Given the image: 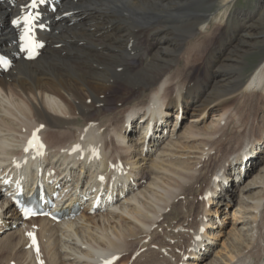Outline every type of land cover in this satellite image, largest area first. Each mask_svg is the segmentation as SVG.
Returning <instances> with one entry per match:
<instances>
[{
    "label": "bare ground",
    "instance_id": "6f19581e",
    "mask_svg": "<svg viewBox=\"0 0 264 264\" xmlns=\"http://www.w3.org/2000/svg\"><path fill=\"white\" fill-rule=\"evenodd\" d=\"M90 1L40 3L30 33L40 55L29 60L27 25L12 21L33 9L31 0H0V54L13 60L8 72L0 69V255L16 264H103L128 255L137 256L128 264H199L206 255L207 264H264L254 249L264 237V181H248L255 167L264 171V120L256 122L264 55L243 72L246 53L264 51L262 0L249 9L238 0ZM235 101L243 111L223 120ZM99 105L120 108L107 117ZM212 111L214 125L200 129ZM245 111L253 118L243 120ZM186 116L193 124L179 134ZM35 132L42 152L29 146ZM192 160L214 161L211 177L194 178ZM31 177L68 197L66 206L85 190L90 200L71 220H23L7 205L5 185ZM182 195L187 206L175 202ZM170 213L183 215L174 223ZM246 218L252 227L243 237ZM221 225L228 230L216 236L217 249L209 228Z\"/></svg>",
    "mask_w": 264,
    "mask_h": 264
},
{
    "label": "rangeland",
    "instance_id": "374dc122",
    "mask_svg": "<svg viewBox=\"0 0 264 264\" xmlns=\"http://www.w3.org/2000/svg\"><path fill=\"white\" fill-rule=\"evenodd\" d=\"M95 0H91L89 3H91V2H94ZM257 1H259V0H238L237 2H236V6L238 7V8H243V9H249V8H253L254 6H255V4H256V2ZM263 11V12H262ZM261 13L262 14H264V0H262V9H261ZM260 32H264V24H262L261 25V29H260ZM190 40V39H189ZM189 42V41H188ZM188 42L187 43H185V49H184V53H185V55H187L188 53H186L187 51H186V49H187V47H188ZM264 55V51H263V48H254L253 50H251V52H248V53H246V55L244 56V58L247 60V62H246V65H244V70H243V72L244 73H248V72H251L254 68H255V66H256V64H257V62L260 60V58L262 57ZM257 57V58H256ZM255 58V59H254ZM249 59V60H248ZM120 91H123L121 88L119 89ZM241 100H243L242 98H240ZM240 100V101H241ZM262 105H264V99L262 100ZM229 106H230V111L227 113V115L225 116V118L223 119V120H225V119H227V117L230 115V112L232 111L233 113H235V114H237L238 113V115L241 113L240 111H243V108H241V107H239V105H238V102H230L229 104H228ZM100 106V112H97V113H99L100 115L102 114L103 116H109L110 117V115L112 114V115H114L115 114V112L117 111V109H119L120 107H112L111 109L110 108H105V107H103L102 105H99ZM228 106V107H229ZM241 108V109H240ZM116 109V110H115ZM246 111H248L247 110V108L245 109ZM238 111V112H237ZM246 111H245V113H244V116L242 117L243 118V120H247V118L248 119H251V118H253V117H250L248 114H247V116H246ZM258 119H257V121L256 122H261V121H263L264 120V111L262 112H259L258 113ZM239 117H241V116H239ZM247 117V118H246ZM174 116H172L171 117V125L174 123L173 121H174ZM218 118V116H214L213 117V111L212 112H210L209 113V115L207 116V118L205 119V121L204 122H201V121H199L198 123H199V125H198V127L201 129V128H205V127H210V126H212V125H214L213 123H214V120L213 119H217ZM122 119V118H121ZM138 122L140 121V120H137ZM245 121H242L241 120V124H242V122H245ZM182 124V127L179 129V131H178V133L179 134H181V133H183L184 132V130H185V128L186 127H188L190 124H193V123H191V121L189 120V117L188 116H186L185 118H184V120H183V123H181ZM209 125V126H208ZM242 125H244V128H245V126H246V124L245 123H243ZM231 127L233 128V126L231 125ZM171 128H172V126H171ZM242 129V128H241ZM242 130H244V129H242ZM228 137V136H227ZM178 141V140H177ZM229 142H230V139H229ZM234 142V141H233ZM229 143L227 142L225 145L226 146H230L231 148H237L238 146H241V143H240V145L239 144H231L230 143V145H228ZM238 145V146H237ZM264 148V147H263ZM203 162L205 161L204 159L202 160ZM148 162H149V160H148ZM215 163H214V161H212L211 160V162H209L208 163V166H203V165H200V164H198V163H196V160L194 161V160H192L190 163H189V168H191V171L193 172V171H196V173H197V175H196V177H194V178H210L211 177V174L213 173V171L215 170L214 169V167H209V166H212V165H214ZM261 167H263V168H261V169H264V163L261 165ZM211 170V171H210ZM146 171H147V169H141V175L143 176V180L141 179L139 182H144L143 184H147V173H146ZM252 173H251V176L249 177V179H248V181H250V180H252V179H254V177H262V178H260V180H262V181H264V171L263 172H260L259 173V169L257 168V167H255L254 169H252ZM212 172V173H211ZM236 183V182H235ZM260 189H261V187H257V188H255L253 191L254 192H257V194H259L260 196L263 194L262 192H259L260 191ZM259 192V193H258ZM162 194V193H161ZM250 196H251V194H249ZM171 196V195H170ZM185 197V195H182V196H179L176 200H175V202L176 203H179L180 205H186L187 204V202L185 203V201H184V197ZM256 196H258V195H256ZM158 197H161L159 194H158ZM201 197V195H199V197L198 198H200ZM251 199V198H250ZM178 200H179V202H178ZM183 200V201H182ZM182 201V202H181ZM173 201L171 200V203H172ZM162 203V202H161ZM182 203V204H181ZM184 203V204H183ZM227 203H228V201H227ZM229 204V203H228ZM188 205V204H187ZM186 205V206H187ZM198 205V203L193 207V210L194 211H196V213L192 210V218H191V220L193 221V222H195L196 221V219H195V215L197 214V211H198V209L199 208H197L196 206ZM234 205V200H231V202H230V204H229V207H232ZM170 208V209H169ZM169 208H167L165 211L163 210V212L164 213H169V211L171 212V206L169 207ZM197 208V209H196ZM187 207H185V209L183 210V211H186L187 212ZM200 210H201V208H200ZM180 214V215H179ZM170 215V217L171 218H174V220H176L174 223H176L177 222V220H179L180 219V217H182V215L183 214H181V213H178V214H176L174 217L171 215V213L169 214ZM195 216V217H194ZM194 217V218H193ZM168 220V219H167ZM264 220V214H263V218H262V221ZM191 221V222H192ZM192 222V223H193ZM244 223H245V227H244V229L242 230V236L243 237H248L249 235V233H250V230H251V227H252V224H251V220H250V218H246L245 219V221H243ZM164 223V222H163ZM167 226V223H166V225L164 224L163 225V227L165 228ZM243 226V225H242ZM251 226V227H250ZM263 226H264V221H263ZM227 227V226H226ZM222 225L220 226V227H218V228H209V232H211V234H210V237H214V239H216V243H221V244H219V246H215V247H217V249H219V248H221V245H222V241H219V240H217V237L216 236H218V235H220L221 233L220 232H222V230L223 229H225L224 227L222 228ZM250 230H249V229ZM211 229V230H210ZM169 231L171 230L170 228L168 229ZM227 230H228V227H227V229H225L224 230V232L226 233L227 232ZM224 232H222L223 234H224ZM215 233V234H214ZM4 235V234H3ZM220 237V236H219ZM1 238V237H0ZM1 243V242H0ZM257 243H258V246H255V250H256V252L257 253H260V254H263V252H264V237L262 238V241H257ZM217 244V245H218ZM0 245H2V243L0 244ZM154 247V246H153ZM155 248V247H154ZM146 250V249H145ZM163 251H165V249H163ZM216 252V251H215ZM2 255H0V264H16V262L17 263H19L18 262V260H16V257L15 256H12V255H8L7 254V252H3V253H1ZM6 257V258H5ZM10 257V258H9ZM130 256L128 255L127 257H123V258H121V259H119L118 261H117V263L116 264H128V262H133L134 260H135V258L137 257L136 255H133V256H131V258H129ZM204 258H207V255L204 257L203 256V259H200L199 261H198V263L199 264H207L208 263V260H204ZM211 258V257H210ZM191 259H192V257H191ZM7 260V261H6ZM10 261V262H9ZM25 264H27V263H25Z\"/></svg>",
    "mask_w": 264,
    "mask_h": 264
},
{
    "label": "snow or ice",
    "instance_id": "6c2138e0",
    "mask_svg": "<svg viewBox=\"0 0 264 264\" xmlns=\"http://www.w3.org/2000/svg\"><path fill=\"white\" fill-rule=\"evenodd\" d=\"M40 2L43 3L44 0H40ZM31 6H32L33 8L36 7V6H37V0H32V4H31ZM36 18H37V17L34 16L31 12H28L27 14H25V15L21 18V19L25 22V24L27 25V26L25 27V29H24V33H23V39L27 42V43L25 44V47H29V46L35 47V45L32 44V42H31V36H30V33L33 31V27H32V26H33V23H34V21H35ZM14 23L19 24L20 21L17 20V21H15ZM41 127H43V125H41ZM34 139L38 140V138H35V137H34ZM30 145H31V146H36L35 144H33L32 141H30ZM41 146H42V145H41ZM26 150H27V149H26ZM25 211H26V213H27V210H25ZM28 235L31 236V237L33 238V243L36 244V250H37V252H39V246H38V244H37V242H36V240H35V234H34V233H29ZM106 264H111V262H106Z\"/></svg>",
    "mask_w": 264,
    "mask_h": 264
}]
</instances>
